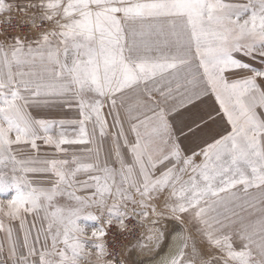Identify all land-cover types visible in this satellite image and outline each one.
Here are the masks:
<instances>
[{
  "label": "snow or ice",
  "instance_id": "obj_1",
  "mask_svg": "<svg viewBox=\"0 0 264 264\" xmlns=\"http://www.w3.org/2000/svg\"><path fill=\"white\" fill-rule=\"evenodd\" d=\"M0 36V264H264V0H0Z\"/></svg>",
  "mask_w": 264,
  "mask_h": 264
},
{
  "label": "rangeland",
  "instance_id": "obj_2",
  "mask_svg": "<svg viewBox=\"0 0 264 264\" xmlns=\"http://www.w3.org/2000/svg\"><path fill=\"white\" fill-rule=\"evenodd\" d=\"M12 2L21 3V2H23V0H12ZM241 2H243V0H241ZM12 16L14 17L12 20V24L15 25V28H8L7 29V32L5 34L8 37L19 35V34H21V31H23V33H25L29 36L34 35V32L32 30H30V28L27 25L23 26V28L21 29L19 22L22 19V17L18 13L13 12ZM3 27L7 28V26H3ZM3 38H4L3 36H0V39H3ZM31 111H32L33 115H36V116H39L42 118H46V119L57 120V121H59L61 119L73 120V119L79 118L78 113L75 110H68V109H63V108H59V107L47 108V109H42V110L32 109ZM66 127L68 129V132L72 133L76 126L68 125ZM185 144L191 146L189 143L188 144L185 143ZM51 151H52L51 149L42 150L40 153L41 158H45V152H47L48 155H51ZM26 154L33 155V153H26ZM221 211H223V209H221ZM237 211L240 212L241 216H248L249 213L253 212L254 210L249 209L247 211H241L240 209H237ZM87 223L90 226H93L95 222L88 221ZM172 226H173V224L169 222L167 224V229L168 230L171 229ZM108 242H109L110 247L115 245L114 250L121 251L120 244L122 243V240L118 235L114 236L113 233H110L109 237H108ZM162 248H163V244H161V246L158 250H153V249L146 250L145 252L139 254L138 256L134 255L132 257V259L136 260V258H148L149 256H153V255L157 254Z\"/></svg>",
  "mask_w": 264,
  "mask_h": 264
},
{
  "label": "water",
  "instance_id": "obj_3",
  "mask_svg": "<svg viewBox=\"0 0 264 264\" xmlns=\"http://www.w3.org/2000/svg\"><path fill=\"white\" fill-rule=\"evenodd\" d=\"M173 227L174 225L168 231L170 232ZM173 246V241L166 233L163 248L157 254L149 256L148 258H136V260L140 261V264H160L161 258L167 256Z\"/></svg>",
  "mask_w": 264,
  "mask_h": 264
},
{
  "label": "crops",
  "instance_id": "obj_4",
  "mask_svg": "<svg viewBox=\"0 0 264 264\" xmlns=\"http://www.w3.org/2000/svg\"><path fill=\"white\" fill-rule=\"evenodd\" d=\"M256 66L259 67V64H257ZM184 143H187V144L189 143L190 144L189 141H184Z\"/></svg>",
  "mask_w": 264,
  "mask_h": 264
}]
</instances>
